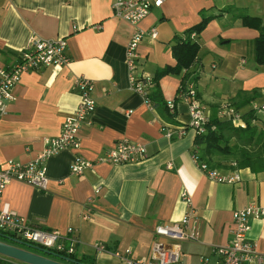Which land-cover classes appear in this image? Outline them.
Returning a JSON list of instances; mask_svg holds the SVG:
<instances>
[{
  "label": "crops",
  "instance_id": "crops-1",
  "mask_svg": "<svg viewBox=\"0 0 264 264\" xmlns=\"http://www.w3.org/2000/svg\"><path fill=\"white\" fill-rule=\"evenodd\" d=\"M113 2L0 0V71L13 67L21 52L37 40L64 39L68 58L63 67L22 74L13 88V99L0 117V169L9 161H32L46 138L60 135L79 106V78L93 83L96 103L79 131L80 148L62 150L48 159L47 189L13 182L0 197V209L7 205L33 228L76 229L79 243L74 256L83 263L150 262L155 227L178 223L190 213L181 197L187 193L193 210L190 227L197 228L198 240L181 243V263L199 264L204 256L214 261L213 248L233 237V213L251 203L264 209V172L239 169L241 180L236 184L204 175L193 161L196 134L188 127V103L177 99V92L188 75L209 119L218 116L224 104L237 103L239 93L253 96L237 110L241 115L253 104L264 105V66L254 62L252 47L259 32L241 23L245 15L264 19V0H165L161 7H153L138 27L147 33L155 29L157 37H144L136 71L152 79L163 68L176 65L175 35L198 25L203 11L221 15L197 39L200 50L192 67L159 80L163 102L153 110L130 87L125 57L136 27L114 17ZM170 101L174 113L167 106ZM256 115L264 127V113ZM181 130L184 134L179 136ZM124 139L144 144L148 158L134 164L97 163L82 176L70 173L76 156L96 161ZM214 163L223 174L234 169L226 159ZM89 199L90 219L83 220ZM249 224L248 238L264 254V217L251 218ZM95 245L106 250L97 251Z\"/></svg>",
  "mask_w": 264,
  "mask_h": 264
},
{
  "label": "built area",
  "instance_id": "built-area-1",
  "mask_svg": "<svg viewBox=\"0 0 264 264\" xmlns=\"http://www.w3.org/2000/svg\"><path fill=\"white\" fill-rule=\"evenodd\" d=\"M164 2L165 0H114L112 4L115 18L127 21L136 27L126 48L125 62L129 72L131 89L144 98L145 104L151 110H153V105L148 94L152 78L144 74L138 76L136 71L140 58L139 46L147 34L155 39L157 31L151 29L147 33L138 25L148 17L153 7H161ZM67 63L66 41L64 39L31 42L30 46L21 52L19 61L13 67L0 71V117L5 114L7 103L13 99V88L19 82L22 74L46 67H63ZM76 87L80 97L79 106L74 115L66 119L60 135L55 138H46L44 148L32 161L25 164L9 161L5 168L0 169V197L5 188L13 182L25 183L40 191H45L48 183L46 177L48 159L62 150H78L80 148L79 131L87 118L95 111L96 103L91 95L94 86L90 80L81 77L76 81ZM179 97L188 103L189 129L196 136L205 135L210 119L205 114V109L197 97L194 84H189ZM167 106L171 112H175L173 101L168 102ZM252 110L256 114L264 113V105L253 104ZM218 117L231 120L236 127L245 126L242 115L230 104H224L221 107ZM182 134H184L183 130L180 131L179 136ZM166 136L171 137L172 134L167 133ZM147 158L148 151L144 144L124 139L113 148L108 149L96 161H89L76 156L70 166V173L82 176L97 163L134 164ZM193 161L196 167L213 181L236 184L241 180L236 163L232 164L234 168L232 173L223 174L202 161L198 153L193 154ZM99 192L100 188L97 187L95 194H99ZM181 197L191 208L190 213L178 223L155 227L156 240L152 247V260L150 262H134L126 259L125 264H182L180 245L182 242L198 240V230L195 226L190 227V216L193 213L191 197L187 193H182ZM91 203L92 199H89L87 212L81 215L83 220L90 219ZM262 217H264V209L254 203L235 211L233 213L234 227L231 241L226 245L213 248L212 252L216 256L214 261L210 257L204 256L200 258L199 264H264V254L259 253L257 244L248 238L250 219ZM0 233L13 235L15 239L67 258L74 256L76 246L79 243L76 229L68 228L66 231H62L33 228L28 225L23 217L10 210L7 205L0 209ZM95 249L97 251L106 250L102 245H95ZM116 256L120 257L118 254Z\"/></svg>",
  "mask_w": 264,
  "mask_h": 264
},
{
  "label": "trees",
  "instance_id": "trees-1",
  "mask_svg": "<svg viewBox=\"0 0 264 264\" xmlns=\"http://www.w3.org/2000/svg\"><path fill=\"white\" fill-rule=\"evenodd\" d=\"M224 12L229 13L230 11L225 10ZM219 16L221 15H209L206 11H203L201 12V22L198 25L175 35L172 41V54L177 63L174 67H165L158 71L154 79H152V84L155 87L149 89L148 97L152 102L153 108L154 105L156 106L163 102L160 88L158 87L159 80L167 75L178 76L192 67L200 50L197 39L208 23ZM241 23L243 27L259 32V36L253 41V59L257 65L264 66V19L245 15L241 17ZM189 78L188 75L183 78L177 92V99H180L179 95L187 89L189 84H194ZM251 96L239 93L236 99L238 102L235 103L236 105H231L238 110L253 99V96ZM242 118L245 126L236 127L231 120L222 119L215 115L210 118L207 133L202 136H196L197 149L195 153H198L200 159L212 169H216L217 166L214 163L213 156L218 154L231 156V159H228L230 161L228 167L230 168H233L232 164L236 163L239 169L249 168L253 173L264 172V127L260 125L259 118L252 109L243 114ZM5 235L13 237V235ZM68 258L80 261L75 256ZM0 264L22 263L0 258Z\"/></svg>",
  "mask_w": 264,
  "mask_h": 264
},
{
  "label": "water",
  "instance_id": "water-1",
  "mask_svg": "<svg viewBox=\"0 0 264 264\" xmlns=\"http://www.w3.org/2000/svg\"><path fill=\"white\" fill-rule=\"evenodd\" d=\"M0 258L22 264H86L0 233Z\"/></svg>",
  "mask_w": 264,
  "mask_h": 264
},
{
  "label": "rangeland",
  "instance_id": "rangeland-1",
  "mask_svg": "<svg viewBox=\"0 0 264 264\" xmlns=\"http://www.w3.org/2000/svg\"><path fill=\"white\" fill-rule=\"evenodd\" d=\"M225 159L226 160L231 159V156H224V155H218V154L213 156V160L214 161H221V162H223Z\"/></svg>",
  "mask_w": 264,
  "mask_h": 264
}]
</instances>
